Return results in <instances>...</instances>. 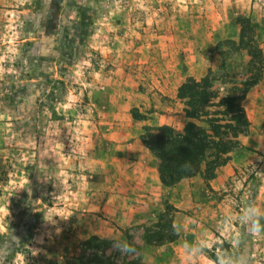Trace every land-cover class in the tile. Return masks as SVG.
Masks as SVG:
<instances>
[{
	"label": "rangeland",
	"instance_id": "obj_1",
	"mask_svg": "<svg viewBox=\"0 0 264 264\" xmlns=\"http://www.w3.org/2000/svg\"><path fill=\"white\" fill-rule=\"evenodd\" d=\"M248 18L246 34L255 33L262 47L264 0H0V264H80L95 256L104 264L170 260L145 236L173 233L174 203L146 186L115 199L122 172L111 163L110 106L141 100L152 68L172 91L210 73L222 91L231 86L225 82L248 78L256 60L239 44ZM133 54L146 62L132 64L141 73L129 81L116 68ZM257 85L244 106L249 135L264 137V125H257L264 72ZM135 110L146 116L138 107L132 115ZM244 150L234 153L246 160L252 149ZM255 160L258 167L240 175L255 177L248 206L264 154ZM227 194L215 193L216 201ZM121 204L134 215L119 239ZM235 205L232 222L241 225V239L216 232H231L225 207L219 208L221 217L208 227L216 236L205 251L217 264H264V237L250 228L255 219H239L243 212ZM128 236L141 250L128 247Z\"/></svg>",
	"mask_w": 264,
	"mask_h": 264
},
{
	"label": "crops",
	"instance_id": "obj_2",
	"mask_svg": "<svg viewBox=\"0 0 264 264\" xmlns=\"http://www.w3.org/2000/svg\"><path fill=\"white\" fill-rule=\"evenodd\" d=\"M262 49L264 52V44ZM136 62L142 65L146 61L144 56L128 55L122 61V66L116 70L121 71L129 81H132L137 74L141 73V71L133 69L132 64ZM139 68L141 67L139 66ZM146 74L149 80L147 84L145 83L146 94L142 95L141 100L129 98L127 103H123L122 106H110L112 114H115L109 148L113 159L111 163L122 172L119 179L121 187L115 190V193L120 195L115 194V199L119 201L127 188H133V193H136L137 187L146 186L152 195H161L165 197L167 203H174L176 210L173 215V225L178 233V238L174 242L165 243L159 247L158 251L162 257L171 256L170 260L160 259L159 264H217V261L205 251L209 248L207 241L216 236V232L225 239L230 237L231 239H241V235L244 234L239 228L241 225L232 222L236 219L235 203H238L243 212L239 219L247 220L249 216L253 220L255 219L250 228L264 237V169L258 170L259 172L255 174L260 173V178H258L257 189L251 195L252 200L249 202V206L247 203L248 193L252 189L251 180L255 177L253 174L248 178L240 176L242 173L246 174L248 167H258V165L254 166L255 156L262 158L264 154V137L257 136V134L255 137L250 136V133L241 137L242 146L238 150H241L242 154H247V152H243L244 149H252V152L249 151L251 156L245 160V157L236 153L230 154L231 159L228 163L219 167L215 178L207 183L199 177H192L182 179L176 186L164 185L158 171L160 161L142 141V136L146 127L171 126L175 130H180V125L188 119L185 117L183 104L177 96L179 87L177 86L175 91L174 89L172 91L165 77L159 74L155 68ZM259 86H256L258 90H260ZM251 95L249 93L246 100L249 103L254 100ZM258 104L260 120L257 125L261 126L264 125V102H258ZM132 107L145 109L147 118L135 119L131 112ZM130 189L128 192L131 191ZM222 191L228 192V194L224 199H221V203H218L215 193L220 194ZM201 192L206 194H201ZM126 194L131 195L130 193ZM224 207L226 214L222 217L231 228V232L228 234L217 230L212 232L208 229L211 226L209 222L221 217L218 215V209L223 210ZM123 209L121 204L115 211V236L119 239L122 238V230L126 229L125 224L130 225L134 215L128 212L125 214ZM189 211L190 214H188ZM240 223L243 222L240 221Z\"/></svg>",
	"mask_w": 264,
	"mask_h": 264
},
{
	"label": "trees",
	"instance_id": "obj_3",
	"mask_svg": "<svg viewBox=\"0 0 264 264\" xmlns=\"http://www.w3.org/2000/svg\"><path fill=\"white\" fill-rule=\"evenodd\" d=\"M240 46L246 50L255 71L241 82H225L231 84L223 91L216 87V80L211 73L198 81L193 77L180 86L178 98L182 100L185 117L189 120L182 132L171 126L146 127L142 141L159 159V175L166 186H176L182 179L201 175L205 181L215 178L219 167L231 159L230 154L241 148L240 138L247 136L251 122L248 118L244 102L250 90L261 82L264 72V52L256 34H246L251 20L242 21ZM137 120L146 119L138 110L133 112ZM206 123L207 127L198 124ZM257 189V188H256ZM172 234L145 236L147 244L156 246L174 242L178 238L176 229ZM128 239V247L140 249V245ZM91 244L85 246L90 249ZM105 259L106 257L103 256ZM80 264H104V260L95 256ZM126 264H142L141 259H133Z\"/></svg>",
	"mask_w": 264,
	"mask_h": 264
}]
</instances>
